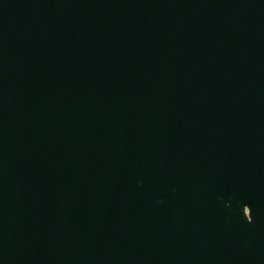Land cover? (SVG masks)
Returning a JSON list of instances; mask_svg holds the SVG:
<instances>
[{"label":"water","instance_id":"water-1","mask_svg":"<svg viewBox=\"0 0 264 264\" xmlns=\"http://www.w3.org/2000/svg\"><path fill=\"white\" fill-rule=\"evenodd\" d=\"M0 264H264V0H0Z\"/></svg>","mask_w":264,"mask_h":264}]
</instances>
